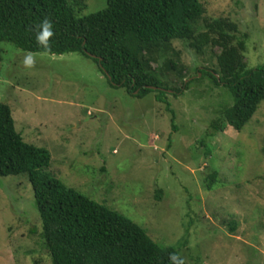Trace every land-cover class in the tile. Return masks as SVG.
<instances>
[{
	"label": "rangeland",
	"instance_id": "374dc122",
	"mask_svg": "<svg viewBox=\"0 0 264 264\" xmlns=\"http://www.w3.org/2000/svg\"><path fill=\"white\" fill-rule=\"evenodd\" d=\"M201 1L209 15H228L248 32V67L264 63V0ZM83 2L80 15L107 5ZM172 48L153 66L177 59L166 77L179 87L183 78L191 82L184 93L167 94L176 131L157 91L136 96L113 86L95 60L78 52H31L36 63L26 69L29 51L0 42V101L10 105L24 139L50 151L49 171L159 243L180 248L190 240L181 253L189 264H264V100L242 131L227 126L210 137L205 128L214 110L232 95L209 76L196 81L195 67L215 65L219 49L198 54L182 40ZM216 168L233 184L205 188ZM40 231L27 175L0 176V264H52Z\"/></svg>",
	"mask_w": 264,
	"mask_h": 264
},
{
	"label": "trees",
	"instance_id": "16d2710c",
	"mask_svg": "<svg viewBox=\"0 0 264 264\" xmlns=\"http://www.w3.org/2000/svg\"><path fill=\"white\" fill-rule=\"evenodd\" d=\"M85 6L83 0H0V42L29 52H78L95 60L113 86L136 96L157 91L156 100L166 104L175 131L176 113L167 94L184 93L191 82L183 78L179 87L166 77L165 69L177 68V59L153 66L174 49L175 40L198 54L207 47L219 49L213 52L215 65L195 67L196 81L203 83L209 76L232 95L206 121L210 137L227 126L242 131L264 100V63L248 67V32L228 15H209L201 0H107L105 8L80 15L78 10ZM45 18L54 32L48 49L38 47L34 39ZM51 159L48 149L24 139L10 105L0 101V176L27 175L41 218L39 236L52 264H171L169 253L189 264L181 253L190 240L180 245L182 249L155 241L131 218L66 185L49 171ZM208 177L209 190L233 184L220 168ZM230 223L234 230L236 220Z\"/></svg>",
	"mask_w": 264,
	"mask_h": 264
},
{
	"label": "clouds",
	"instance_id": "9594fccd",
	"mask_svg": "<svg viewBox=\"0 0 264 264\" xmlns=\"http://www.w3.org/2000/svg\"><path fill=\"white\" fill-rule=\"evenodd\" d=\"M37 27L39 30L35 32V42L38 47L48 49L50 44V37L54 35L52 22L45 18L44 20L40 21ZM35 63V57L31 52L24 55L22 60L24 68H33L35 66ZM169 260L171 264H184L183 259L181 257H178L175 253H169Z\"/></svg>",
	"mask_w": 264,
	"mask_h": 264
},
{
	"label": "water",
	"instance_id": "95a60500",
	"mask_svg": "<svg viewBox=\"0 0 264 264\" xmlns=\"http://www.w3.org/2000/svg\"><path fill=\"white\" fill-rule=\"evenodd\" d=\"M92 56H95V55H93V54H91ZM152 87H154V86H152Z\"/></svg>",
	"mask_w": 264,
	"mask_h": 264
}]
</instances>
